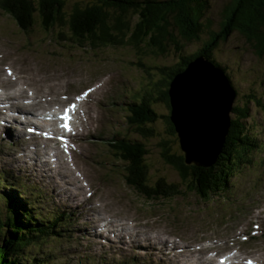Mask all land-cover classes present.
Here are the masks:
<instances>
[{
    "label": "rangeland",
    "instance_id": "374dc122",
    "mask_svg": "<svg viewBox=\"0 0 264 264\" xmlns=\"http://www.w3.org/2000/svg\"><path fill=\"white\" fill-rule=\"evenodd\" d=\"M64 2H66L64 10L70 11L71 5L79 1ZM88 4L86 1L83 6ZM208 4V9L199 20L201 33L198 40L185 45L181 55L189 56L201 50L210 34L219 31L222 11L229 4V0H208ZM173 35L178 39L176 31ZM54 38L56 33L49 36L40 29L37 22L29 34L23 33L13 19L0 9V75L5 74V69H8L11 71L8 76L17 70L20 77L34 76L42 79L38 84L45 83L44 80L59 81L57 82L59 85L54 84L52 92L66 96L69 94L71 97L102 82L98 96L95 95L96 100L92 99V108L88 101L83 104V108H86L84 119L88 121L87 128L92 135L85 136L83 133L75 138V141L80 139L76 142L81 153L72 151L77 153L76 161H72L71 168L69 166V170L75 173L74 178L79 180L81 185H85L83 187L86 193L90 194L89 203L95 204L96 214L107 216L108 219L117 221V224H123V230L119 231L121 233L128 231L141 233L143 230L151 229L157 239L161 237L167 242L173 241L197 248L202 245L224 247L219 249L217 256L224 255L233 248L232 241L236 240L241 259L250 257L255 262L257 257L264 256V58H258L237 32L231 33L225 42L219 43L212 51V59L225 71L236 92L234 105L248 108V118L243 121L244 127L251 136H255L258 146L250 154L241 156L244 160L250 158L251 163L240 161L231 153L235 158L233 161H240L241 164L226 179L219 174L217 184L218 190L221 191H216V194H211L204 200L200 194L193 191V186L189 182H181L178 173L163 160L165 151L169 156L182 154L176 135L168 134L163 118L160 117L153 125H149L153 136L145 140L133 133L126 124L127 107L130 103L138 101L144 91L151 90L155 81L161 82L162 78L165 79L158 69L177 63L179 55L170 49L166 56L156 58L150 54H143V51L123 46L90 51L64 42L56 44ZM21 81L24 82L26 79L23 78ZM158 90H164L163 82L161 86L156 87V91ZM35 91L40 97L45 96L40 89ZM250 96L251 100L248 99ZM153 109L159 116L169 115V110L160 102L156 103ZM9 111L8 106L6 115L4 110L0 112V117L9 116ZM10 126L12 124L5 122L0 127V216L7 200L9 205L21 204L20 207L30 211L33 218L36 215L37 218L46 221L59 220L57 227L63 234L61 239L49 240L41 244L40 249L35 248L33 253H37L35 255L37 262L160 264L164 256L168 258V255L163 254V250H153L154 245L153 249L141 246V242L128 246L125 237L122 238L116 230L114 234L110 233L114 229H111L112 225L108 224L109 222L106 227L96 229L94 225L100 224L103 220L94 214L90 216L91 220L86 216L82 217L80 212L84 208L78 204L81 202L78 189L74 186L70 188L64 180L57 182L55 175L49 176L51 178L49 179L29 162L28 154L22 156L25 150L22 149L23 134H19L18 140L16 138L12 140L9 133L21 132L24 129L20 128V125L14 128ZM120 138L136 140L145 145L147 155L144 163L149 170L150 183L161 178L167 184L179 186L182 193L173 198L147 200L129 187L123 178L122 162L108 147V140ZM19 151L28 164L25 168L31 178L28 173L21 170L10 171V168L13 169L15 166L10 165L9 157L13 156L16 159L14 154ZM185 165L189 166L186 163ZM45 169L48 171L51 168ZM225 171L226 169L224 173ZM58 172L64 175L61 170ZM224 179L228 181L227 191L222 190ZM57 189L64 192L70 190L74 196H70L71 199L77 202V206L82 210L77 212V208L70 201L66 202L69 208L62 209L58 206L52 198L55 191L58 196ZM66 198L64 194L59 196V199ZM132 224L139 227L134 231ZM87 233L89 239H85L88 238ZM130 238L129 241L133 239L132 236ZM204 239L211 240L206 244ZM188 247L190 251H195L191 246ZM169 251L168 254L172 253L173 257L166 259L165 264H171V260L180 256L176 253L179 252L176 247L169 248ZM248 264H252V261H248Z\"/></svg>",
    "mask_w": 264,
    "mask_h": 264
},
{
    "label": "trees",
    "instance_id": "16d2710c",
    "mask_svg": "<svg viewBox=\"0 0 264 264\" xmlns=\"http://www.w3.org/2000/svg\"><path fill=\"white\" fill-rule=\"evenodd\" d=\"M77 1L71 5L70 11L64 10V0H0V9L25 34H29L36 22L49 36L56 33V44L64 42L90 51L123 46L156 58L166 56L170 49L177 53V63L158 69L166 78H162L161 82L155 81L151 90L144 91L138 101H132L127 107L128 128L144 140L153 136L149 125L160 117L165 120L168 134L175 135L169 115L159 116L153 106L160 102L170 114L167 95L169 83L192 59L203 56L218 66L211 57L212 51L233 32L245 39L258 58H264V0H229L222 11L219 31L211 33L201 50L189 56H183L181 52L185 45L198 40L201 33L199 20L208 9V0ZM86 1L89 4L83 6ZM174 31L178 39L173 35ZM162 82L164 90L156 91ZM231 115L233 119L224 147L212 167L186 166L183 154L169 156L166 151L163 153V160L178 173L180 181L189 182L201 199L207 200L211 194L220 192L217 176L221 174L219 176L226 179L234 173L240 161L251 163L250 158L244 160L241 156L250 154L258 146L255 136H251L244 127L248 108L234 105ZM110 148L123 164L126 184L147 200L173 198L182 193L179 186L167 184L161 178L150 183L149 170L144 163L147 150L142 142L113 139L110 140ZM231 153L240 161H233L235 158ZM225 179L223 191H227L228 181ZM5 204L0 216V264H48L46 261L37 262V253L33 251L49 240L62 237L56 227L59 220L46 221L36 215L33 218L30 211L20 207L21 204L9 205L7 200Z\"/></svg>",
    "mask_w": 264,
    "mask_h": 264
},
{
    "label": "bare ground",
    "instance_id": "6f19581e",
    "mask_svg": "<svg viewBox=\"0 0 264 264\" xmlns=\"http://www.w3.org/2000/svg\"><path fill=\"white\" fill-rule=\"evenodd\" d=\"M8 75L9 74L6 71H5V74L0 75V79H1L0 80V105H3L5 103L15 104L16 105L17 101L23 100L24 102H23V106H21V108L23 109L24 113L27 114L30 117L31 115L35 114L37 110H44V109L47 108L45 111L50 112L52 110L51 109V107H52L51 105L52 104L60 103L59 96L61 94L60 93L56 94V93L52 92L53 89L55 88L54 84H57V82H59V81L52 82V81H45L44 80V82L46 84L45 83L38 84L39 82H42V79L36 78L34 76H31V77H24V76L20 77V75L17 73V70L14 72V74H12L10 76H8ZM23 78H25L26 81L22 82L21 80ZM57 85H59V84H57ZM101 88L102 87H98L97 90L94 92V94L92 96H90V98H89L90 103H88V105L90 107L92 105V103H91L92 99L96 100L95 95L98 96ZM35 89L36 90L40 89L41 93L45 94V96H41L40 97L39 93H37L35 91ZM1 102H4V103L1 104ZM18 103L20 104L21 101L18 102ZM7 108H8V106H6L4 108L0 107V110H1L0 112H3L5 110V114L4 115H6V109ZM12 111H13V108H10V111L8 113L9 116H10V112H12ZM18 113L22 115V112H18ZM21 115H18L16 118L11 119V120H8V119H3V120L6 123H8V124H16V123H19L18 120H19ZM36 117H38V116H36ZM21 119H23V123L22 124L19 123V124H20V128H23L24 131L22 130L21 132H11V133H9V135H10L12 140L15 139V138L17 139L19 134H21V135L23 134V136L25 137V134H24L25 130L27 128H31L32 127L31 126V122L29 120H26L24 117H21ZM21 125H23V126H21ZM81 125H82V127H84L85 132L88 134L89 133L88 128H87L88 124L85 122V123H83ZM10 127H12V126H10ZM21 140L23 141V139H21ZM33 140L34 141L31 144H28V146L22 148V149H25L24 153L22 154V156H25L26 154H28L27 157L29 159V162L33 166H36L40 170V172L42 174H45V176L48 177L49 179H51L49 176L55 175L54 177H55V180L57 182L64 180V182L66 181L67 184L70 185V188L72 186H74L76 189H78L79 195L81 197L79 200L82 202V203L80 202L78 204L82 205L84 210L81 211L82 209H80L77 206V204H76L77 202H74L73 199H71L70 196H73V194H72V192L70 190L67 191V192H64V191H62L60 189H57L58 190V196L55 194L56 191L55 192L52 191L53 192L52 193V198L56 202V204L58 206H60L62 209L69 208V206H68V204L66 202L70 201L72 203V205H74L77 208V209L75 208L77 212L81 211L80 213H82V217L85 218V216H86L87 219H90V216L92 214H94V215H98L99 218H102L103 222H100V224L102 223V225H100V224L94 225V227L96 229L106 227L107 223L109 222L108 224L112 225L111 229H114V231L110 232V233L114 234L115 230H116V232L119 235L122 236L123 233H121L119 231L123 230V226H122L123 224H117V221L108 219L107 216L103 217V216H101L99 214H96L97 211L95 209V204H93L91 202V200H90L91 203H89V199L86 197L87 193L85 191V188L83 187L85 185L82 186L81 183L79 182V180L74 178V174L75 173H72L69 170V165L68 164H64L63 159H62L61 156H58V158L54 161L56 163V167L54 166L53 168L54 169L56 168L58 170H54L55 172H53L52 170H48L47 171V169H45V168L43 169V165H44V163L46 161H48V159H46V161L40 162V159H39L38 156L39 155H42L43 157L47 156V158L50 159V157H49L50 154L46 153V151H45V149H46L48 144H47V142H41L37 138H33ZM42 144L44 146L41 147ZM83 152H85V149H83ZM21 153L22 152L19 151L17 154H14L16 159H14L13 156L9 157V159L11 160V164L10 165L15 166L13 169L10 168V171H13L14 169H16V170H21L23 172L28 173L26 168H25V166L28 165V164L25 163L24 159L21 157ZM80 153H81V151H80ZM18 154H20V155H18ZM75 156H76L75 153H71V161H73V160H74V162L76 161ZM51 159H53L52 155H51ZM35 162H39L38 163L39 165L37 163H35ZM50 166H52V165H50ZM59 170H61L63 172V174L66 175V176H64L61 173H59L58 172ZM77 171L79 172V170H77ZM81 175L84 178V174L82 173ZM29 176L31 178L30 174H29ZM64 178H68V180H65ZM82 181H83V179H82ZM42 186L45 187V185H42ZM74 193H76L78 195L77 191H75V190H74ZM62 194H64L67 198L66 199H59V196L62 195ZM84 206H88V208H85ZM83 212H84V214H83ZM258 217H259L258 220L260 222L261 215H259ZM103 218H106L107 221L104 220ZM111 221H113L114 223H112ZM99 225L102 226V227H100ZM126 225L127 224H125V226ZM132 225H133L132 230H134L136 227H139V226H136L135 224H132ZM141 228H144V227H141ZM150 230L151 229H146V230L141 231V233L138 232V231H135V230H134L135 232H133V231L124 232V233H126V234H124L125 241H126V244H128V246L139 244L141 242L140 243L141 246H147V247H150V248L153 249V245H154V249L153 250H157V249L158 250H163L164 251L163 254L164 255H168V258H166L164 256L163 259L160 260V264H162V263L165 264V260L166 259H170V258L173 257L172 253L168 254V252H170L169 248H171V247L172 248H175V247L178 248L179 252H176V253L180 254V256H177L176 258H174V260H171V264H191L190 262H193V261L195 262L194 264H213L214 263L213 257L215 255L219 254V249L220 248H224L222 246L219 248V247L213 246V245H204V246L202 245L201 247L197 248V247H195L193 245H184L183 243H178V242H173V241L172 242H167L166 240L162 239L161 237L159 239H157V237L154 236V232H151ZM88 235H89V233H87L86 236L88 237ZM125 235H127L128 238H130L132 236L133 239L131 241H129L127 236H125ZM139 238H143V239H139ZM85 239H89V237L85 238ZM208 240H211V239H204L203 241L205 242V241H208ZM232 242L235 243L236 240H233ZM120 243H121V240H120L119 244ZM224 243H225V241L222 244L223 246H224ZM157 244H160V245H157ZM226 245H227V243H226ZM188 246H191L192 249H194L195 251H190L188 249L189 248ZM234 251L235 250L233 248H231L229 251H227L228 254L226 256L228 257V260L230 261V264H243V262L245 260L241 259L239 256L236 257ZM155 259L157 260V258H155ZM262 259L264 261V256L263 255L260 256V257H257V260L255 259L256 264H259L260 262L262 263L263 262V261H261Z\"/></svg>",
    "mask_w": 264,
    "mask_h": 264
},
{
    "label": "water",
    "instance_id": "95a60500",
    "mask_svg": "<svg viewBox=\"0 0 264 264\" xmlns=\"http://www.w3.org/2000/svg\"><path fill=\"white\" fill-rule=\"evenodd\" d=\"M167 95L184 163L212 167L231 127L236 98L225 71L203 56L195 57L170 81Z\"/></svg>",
    "mask_w": 264,
    "mask_h": 264
},
{
    "label": "snow or ice",
    "instance_id": "6c2138e0",
    "mask_svg": "<svg viewBox=\"0 0 264 264\" xmlns=\"http://www.w3.org/2000/svg\"><path fill=\"white\" fill-rule=\"evenodd\" d=\"M89 91H90V90H89ZM65 112L67 113V109H65ZM64 119L67 120V116H66V115H65ZM63 127H64L65 129H68V124L65 123V124L63 125ZM61 139H63V137H61Z\"/></svg>",
    "mask_w": 264,
    "mask_h": 264
}]
</instances>
